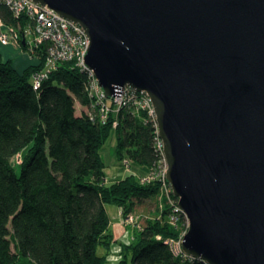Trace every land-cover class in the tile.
Masks as SVG:
<instances>
[{"label":"water","instance_id":"1","mask_svg":"<svg viewBox=\"0 0 264 264\" xmlns=\"http://www.w3.org/2000/svg\"><path fill=\"white\" fill-rule=\"evenodd\" d=\"M32 1L83 28L106 97L151 100L182 251L264 264V0Z\"/></svg>","mask_w":264,"mask_h":264},{"label":"trees","instance_id":"2","mask_svg":"<svg viewBox=\"0 0 264 264\" xmlns=\"http://www.w3.org/2000/svg\"><path fill=\"white\" fill-rule=\"evenodd\" d=\"M0 17L15 24L1 4ZM34 55L37 63L21 72L0 55V264H106L98 247L117 244L106 206L129 214L160 191V176L141 182L163 162L153 122L125 109L104 124L85 107L76 115V102H90L89 74L61 62L34 89L45 53ZM111 135L122 172L108 180L100 150ZM16 155L20 164L12 163ZM169 212L164 205L158 218L135 229L117 264H206L172 257L162 239L177 238L184 227L169 224Z\"/></svg>","mask_w":264,"mask_h":264},{"label":"built area","instance_id":"3","mask_svg":"<svg viewBox=\"0 0 264 264\" xmlns=\"http://www.w3.org/2000/svg\"><path fill=\"white\" fill-rule=\"evenodd\" d=\"M0 4L7 7L15 21V25H8L0 17V45H12L20 48L21 42L24 41L26 52L30 56H35L34 54L37 50L45 53L44 68L33 75L34 89H38L41 82L51 72L58 69L59 63L72 61L80 71L89 74L91 78L88 86H90L92 91L91 93L87 92L90 99L88 114L92 119L94 118V112L97 111L100 116L99 119L104 124L109 120L110 113L116 114L119 110L125 109L132 112L134 116L140 113L139 116L143 117L144 114L157 127L152 102L145 93L136 92L129 86H125L122 87L120 97L105 96L104 91L98 86L93 72L84 63L83 58L88 48L89 40L80 25L61 17L53 9L42 6L32 0H0ZM141 110L147 114L141 113ZM115 125L116 123L113 122V126ZM155 131L156 148L161 152L163 162L159 165V173L155 175L153 171L149 176L141 179V182H148L160 176L162 184L167 185L163 144L158 137L157 128H155ZM18 162L21 163L20 157ZM177 208V211L185 216L180 207L177 206ZM177 211H174V215H177L175 214ZM183 236L184 233L177 238L165 239L163 243L174 258L195 259L182 251Z\"/></svg>","mask_w":264,"mask_h":264},{"label":"rangeland","instance_id":"4","mask_svg":"<svg viewBox=\"0 0 264 264\" xmlns=\"http://www.w3.org/2000/svg\"><path fill=\"white\" fill-rule=\"evenodd\" d=\"M68 62H72V61H68ZM87 91L91 93L92 90L90 89V86H88ZM75 107H76V115L81 114L82 107H85L86 110L89 112V105L81 106L79 103L76 102ZM141 113L147 114L145 111L142 110ZM139 114H136V116L138 117ZM139 117H141V115ZM115 146H116L115 136L111 135L110 138L103 145L102 149L100 150V157L104 163V171L108 180H112L114 176L119 175L118 173L122 172L121 162L118 161L116 158ZM18 156L19 155H16L12 159V163L20 164V162H18L19 160ZM156 166L157 165H154V167H152V170L154 171L155 175L159 173L160 170L159 167L157 168ZM15 171L17 174H19L20 172L19 165L15 166ZM123 174L125 175V172ZM177 203H178V198L174 196V194L172 193L169 184L167 183V185H163L162 183H160L159 193L154 197H151L150 199L143 201L142 203L140 202L136 203L134 206V210L129 214L124 215L122 213L123 211L115 205H107L106 210L108 212L109 221H110L109 228L112 232L113 239L114 238L117 239L118 243L115 245L113 244L114 246L111 247L109 250H105L103 247H98L97 252L100 254L106 251V253L108 254L106 264H117L118 260L121 257V255L119 254L121 250V245H127L128 243H130L135 233V229H142L146 224V220L153 219L155 216H157L158 218L161 210L164 209V205H166L170 209V212L168 214L169 215L168 223L171 225H177V224L182 225L184 228L183 229L180 228L179 235L182 233L185 234L188 229V220L186 215L183 216L182 213L177 211L178 210ZM175 210L177 211L175 213L177 215H174ZM174 216L175 219L173 220ZM157 239L158 241H161L162 238L160 237L159 239V237H157ZM165 239L162 240L165 241ZM174 259H179V258L175 257Z\"/></svg>","mask_w":264,"mask_h":264},{"label":"crops","instance_id":"5","mask_svg":"<svg viewBox=\"0 0 264 264\" xmlns=\"http://www.w3.org/2000/svg\"><path fill=\"white\" fill-rule=\"evenodd\" d=\"M0 55L4 61L10 60L13 66L19 72L23 71L28 66L35 65L37 63L36 59L30 56L26 51H23L21 48L12 45L9 46L0 45ZM114 240H116L118 243L117 239L114 238ZM105 253L106 251L100 253V255H104Z\"/></svg>","mask_w":264,"mask_h":264},{"label":"bare ground","instance_id":"6","mask_svg":"<svg viewBox=\"0 0 264 264\" xmlns=\"http://www.w3.org/2000/svg\"><path fill=\"white\" fill-rule=\"evenodd\" d=\"M153 110H154V108H153ZM155 113V112H154ZM113 114H109V118H110V116H112ZM153 126L155 127V125L153 124ZM155 128H157V130H158V127H155ZM182 212H183V210H182ZM184 213V212H183ZM185 214V213H184Z\"/></svg>","mask_w":264,"mask_h":264}]
</instances>
